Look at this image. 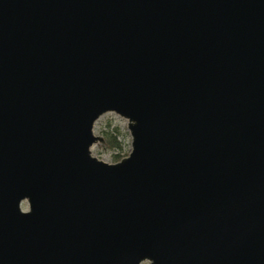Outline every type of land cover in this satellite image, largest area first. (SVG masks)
<instances>
[{"label":"water","instance_id":"95a60500","mask_svg":"<svg viewBox=\"0 0 264 264\" xmlns=\"http://www.w3.org/2000/svg\"><path fill=\"white\" fill-rule=\"evenodd\" d=\"M144 261L264 264V0H0V264Z\"/></svg>","mask_w":264,"mask_h":264},{"label":"rangeland","instance_id":"374dc122","mask_svg":"<svg viewBox=\"0 0 264 264\" xmlns=\"http://www.w3.org/2000/svg\"><path fill=\"white\" fill-rule=\"evenodd\" d=\"M117 127L119 130L118 139L121 141V148L119 153L123 156H126L129 153L130 149V134L126 129V120L120 117L117 113L111 111H106V113L101 114L95 119L93 124L92 131L94 134L104 135V131H107V128ZM92 154L105 162H114L115 160L112 157V152L110 149H106L102 142H96L90 148ZM126 154V155H124ZM26 202L21 203V209H25ZM141 264H146V261L141 262Z\"/></svg>","mask_w":264,"mask_h":264},{"label":"trees","instance_id":"16d2710c","mask_svg":"<svg viewBox=\"0 0 264 264\" xmlns=\"http://www.w3.org/2000/svg\"><path fill=\"white\" fill-rule=\"evenodd\" d=\"M118 134L119 130L117 129V127H110L107 128V131H104V135L102 136L104 147L113 151L112 157L115 161L123 157V155L119 153V149L121 148V141L118 139Z\"/></svg>","mask_w":264,"mask_h":264}]
</instances>
